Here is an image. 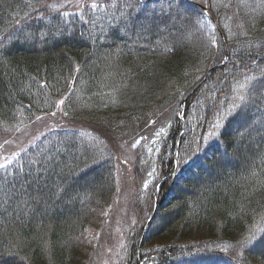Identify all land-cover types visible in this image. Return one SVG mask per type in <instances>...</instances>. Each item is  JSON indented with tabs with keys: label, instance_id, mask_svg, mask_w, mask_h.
<instances>
[{
	"label": "trees",
	"instance_id": "obj_1",
	"mask_svg": "<svg viewBox=\"0 0 264 264\" xmlns=\"http://www.w3.org/2000/svg\"><path fill=\"white\" fill-rule=\"evenodd\" d=\"M262 80L264 0H0V264H264Z\"/></svg>",
	"mask_w": 264,
	"mask_h": 264
},
{
	"label": "rangeland",
	"instance_id": "obj_2",
	"mask_svg": "<svg viewBox=\"0 0 264 264\" xmlns=\"http://www.w3.org/2000/svg\"><path fill=\"white\" fill-rule=\"evenodd\" d=\"M52 119H54V118H52ZM42 120H43V123H41L38 126V127H40V126L42 127L43 126L42 129H44L46 127L54 126L57 123H59V122H57V120H53L52 121V120L47 119L46 117H43ZM33 130L34 129H30L29 130V129L24 128L23 131H22V137H20V138L16 137V138H14V140L10 139L9 136H6V138H2L0 140V162H1L2 159H5L8 155H10L12 152H14L16 150L14 148H17L19 145H21V143H23L25 141V139L26 140L29 139L31 133L35 131V130L34 131ZM30 131H31V133H30ZM21 138H23L24 141H21L20 140ZM119 173H120V177H121V179L123 181L128 179L129 174H128V171L126 170V167L122 166L119 169ZM123 186H124L123 194L125 196L127 194V192H128L127 185H126L125 182L123 183L122 187ZM121 196H122V194H121ZM77 197H78L79 200L82 199L81 196L77 192L76 195L73 198L67 199L66 202H68V203H73L74 202V203L78 204L77 203V200H78ZM44 211L46 212L47 209H44Z\"/></svg>",
	"mask_w": 264,
	"mask_h": 264
},
{
	"label": "snow or ice",
	"instance_id": "obj_3",
	"mask_svg": "<svg viewBox=\"0 0 264 264\" xmlns=\"http://www.w3.org/2000/svg\"><path fill=\"white\" fill-rule=\"evenodd\" d=\"M93 6H95V5H93ZM261 88L264 89V80L261 81ZM59 103H60V104H63L64 101L61 100V101H59ZM53 115H54V114H53ZM3 167H6V166H5V165H0V168H3ZM145 186H147V185H145Z\"/></svg>",
	"mask_w": 264,
	"mask_h": 264
},
{
	"label": "water",
	"instance_id": "obj_4",
	"mask_svg": "<svg viewBox=\"0 0 264 264\" xmlns=\"http://www.w3.org/2000/svg\"><path fill=\"white\" fill-rule=\"evenodd\" d=\"M150 221V220H149Z\"/></svg>",
	"mask_w": 264,
	"mask_h": 264
}]
</instances>
